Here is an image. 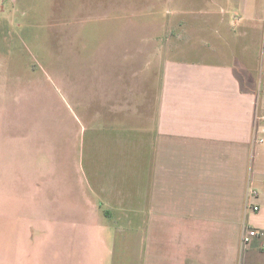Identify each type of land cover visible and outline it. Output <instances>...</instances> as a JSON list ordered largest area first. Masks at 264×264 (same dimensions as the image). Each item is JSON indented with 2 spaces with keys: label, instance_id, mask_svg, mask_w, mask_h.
<instances>
[{
  "label": "rangeland",
  "instance_id": "374dc122",
  "mask_svg": "<svg viewBox=\"0 0 264 264\" xmlns=\"http://www.w3.org/2000/svg\"><path fill=\"white\" fill-rule=\"evenodd\" d=\"M170 1L0 0V264L133 255V220L118 218L148 169L164 65L214 40L196 2ZM256 14L262 25L264 0Z\"/></svg>",
  "mask_w": 264,
  "mask_h": 264
},
{
  "label": "crops",
  "instance_id": "0c3cea01",
  "mask_svg": "<svg viewBox=\"0 0 264 264\" xmlns=\"http://www.w3.org/2000/svg\"><path fill=\"white\" fill-rule=\"evenodd\" d=\"M259 1H170L197 3L200 33L214 38L203 46L222 59L164 65L148 169L135 178L131 216L118 218L133 220V255L128 249L122 264H264V240L241 243L244 229L264 231V54L259 63L253 51V33L264 30ZM127 206L107 202L105 210ZM74 254L71 263L89 264Z\"/></svg>",
  "mask_w": 264,
  "mask_h": 264
},
{
  "label": "built area",
  "instance_id": "2783aa9c",
  "mask_svg": "<svg viewBox=\"0 0 264 264\" xmlns=\"http://www.w3.org/2000/svg\"><path fill=\"white\" fill-rule=\"evenodd\" d=\"M253 212L258 211V207L253 206L252 208ZM258 239V240H264V231L259 229H244V232L241 236V243L242 245H248L251 241Z\"/></svg>",
  "mask_w": 264,
  "mask_h": 264
}]
</instances>
